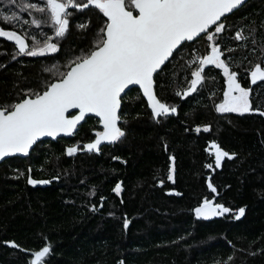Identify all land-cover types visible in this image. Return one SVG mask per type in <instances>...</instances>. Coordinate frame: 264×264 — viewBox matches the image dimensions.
Returning a JSON list of instances; mask_svg holds the SVG:
<instances>
[{
  "label": "trees",
  "instance_id": "trees-1",
  "mask_svg": "<svg viewBox=\"0 0 264 264\" xmlns=\"http://www.w3.org/2000/svg\"><path fill=\"white\" fill-rule=\"evenodd\" d=\"M30 2L46 6L44 0ZM5 6L6 0H0V8ZM69 11L73 15L65 37L53 40L60 47L55 54L14 60V42L0 37V53H6L0 55V103L18 101L28 90L43 91L45 82L56 79L57 69L66 71L64 66L81 50L93 46L106 18L92 6ZM222 21L221 50L235 49L223 58L249 87V61L264 60V0H248ZM82 23L88 27L79 29ZM24 28L54 36L47 25ZM236 31L247 39L234 40ZM207 51L204 39L187 42L155 75L159 99L175 107V114L153 117L140 88L132 87L122 96L125 135L120 140L101 144L98 152L85 150L102 131L99 118L89 115L74 135L42 139L29 155L0 162V264H30L31 253L46 245V264H264V116L259 114L264 81L250 86L252 108L258 111L243 114L216 110L227 85L222 70L212 66L206 67L210 75L199 91L177 96L190 78V57ZM53 65L52 72L45 71ZM212 142L232 157H224L218 168L215 151L209 150ZM76 146L77 152L68 155L67 149ZM170 157L175 158L174 172ZM29 176L49 183L33 186ZM205 197L231 211L196 217L193 209ZM241 208L244 215L237 219Z\"/></svg>",
  "mask_w": 264,
  "mask_h": 264
},
{
  "label": "snow or ice",
  "instance_id": "snow-or-ice-1",
  "mask_svg": "<svg viewBox=\"0 0 264 264\" xmlns=\"http://www.w3.org/2000/svg\"><path fill=\"white\" fill-rule=\"evenodd\" d=\"M46 6L30 0H6V6L0 8V37L14 42L15 51L12 59L18 56L43 57L60 51L55 38L65 37L69 28V17L73 11H84L90 6L98 9L106 18L102 27L96 32L93 46L81 50V54L64 67L66 71L55 73L53 82H45L44 90H28L24 98L12 103H0V160L16 154L27 156L29 150L42 137L63 134L74 135L77 126L88 114L99 118L102 131L95 133L94 142L83 146L88 152L99 151L103 142L114 143L125 135L120 125L121 94L131 85H138L147 98L153 117L175 114L176 108L170 107L157 98L154 91V76L164 70L166 62L173 53L197 38L207 41L208 51L204 55H192L189 59L190 78L183 91L175 94L186 98L199 91L208 78L207 66L222 70L227 88L223 91L222 102L217 104L220 113H247L258 111L252 108L250 96L254 89L243 87L238 81V73L230 70L228 59H222L226 52L235 49L225 46L221 50L220 34L226 30L222 18L241 7L246 0H44ZM11 7L13 10L9 11ZM26 13L31 19L24 18ZM33 13L40 14L39 17ZM49 26L54 32L33 34L24 26L40 29ZM5 26H8L7 28ZM21 30L18 31L17 28ZM86 29L88 25H77ZM236 41L246 40L242 31H236ZM255 43V41H253ZM262 52H264V45ZM255 51V50H253ZM6 53H0L3 55ZM231 59V58H229ZM246 69L250 75V84L258 85L264 81V60L252 64ZM195 66V67H193ZM56 68H46L52 72ZM72 110H78L73 114ZM264 116V111L259 112ZM210 129L204 127L203 131ZM196 132L201 128L197 127ZM78 146L69 147L68 155L77 152ZM209 150L215 151V167H220L224 157L231 159L229 153L212 143ZM171 172H174L175 158ZM212 168V164L207 165ZM29 173L31 169L28 170ZM23 175V173H21ZM173 180L171 174L167 177ZM28 184L35 186L37 181L28 177ZM208 188L216 193V188L209 182ZM114 191L119 194L121 185ZM196 217L209 219L223 216L231 210L214 199L205 197L202 203L193 209ZM244 215L239 209L237 219ZM124 227H128L126 221ZM11 247H19L15 242H4ZM22 251L24 249H21ZM50 247L44 246L31 253L30 264H46Z\"/></svg>",
  "mask_w": 264,
  "mask_h": 264
},
{
  "label": "water",
  "instance_id": "water-1",
  "mask_svg": "<svg viewBox=\"0 0 264 264\" xmlns=\"http://www.w3.org/2000/svg\"><path fill=\"white\" fill-rule=\"evenodd\" d=\"M247 1H248V0H246V2H247ZM246 2H245V3H246ZM245 3H244V4H245ZM244 4H243V5H244ZM243 5H242V6H243ZM239 8H240V7H239ZM234 11H235V10H234ZM154 81H155V83H154V91H155V93H156V95H157V98L159 99L158 94H157V92H156V80H155V76H154ZM132 87H139V86H138V85H131V86H129V88L125 89L124 93L121 94V108H122V104H123L122 96H123V95H124V94H125L130 88H132ZM140 90H141V92H142V94H143L142 89H140ZM145 98H146V97H145ZM146 100H147V98H146ZM72 112H73V114H78V110H72ZM120 112H121V109H120ZM89 115H94V114H88V115L85 116V118H86L87 116H89ZM94 116H95V115H94ZM84 120H85V119H84ZM84 120H83V121H84ZM83 121H81L80 124H81ZM120 122H121V121H120ZM80 124H79V125H80ZM79 125H78V126H79ZM78 126H77V128H78ZM101 126H102V125H101ZM119 126H120V125H119ZM76 130H77V129H76ZM76 130H75V131H76ZM102 130H103V129H102ZM60 136H66V135L61 134V135L57 136L56 138H58V137H60ZM48 138H50V139H56V138H52V137H42V138H40L38 141H40V140H42V139H48ZM38 141H37V142H38ZM37 142H36V143H37ZM103 143H106V142H103ZM103 143H101V144H103ZM212 143H213V142H212ZM34 146H35V144L33 145V147H34ZM33 147H32V148H33ZM32 148L29 150V154H30ZM29 154H28V155H29ZM16 155L25 156V155H23V154H16ZM13 156H14V155H13ZM9 157H10V156H9ZM6 158H8V157H5L4 159H6ZM4 159L0 160V162H2ZM6 242H12V241H6ZM46 246H48V245H46ZM39 249H41V248H39ZM39 249H38V250H39Z\"/></svg>",
  "mask_w": 264,
  "mask_h": 264
},
{
  "label": "flooded vegetation",
  "instance_id": "flooded-vegetation-1",
  "mask_svg": "<svg viewBox=\"0 0 264 264\" xmlns=\"http://www.w3.org/2000/svg\"><path fill=\"white\" fill-rule=\"evenodd\" d=\"M222 19H223V18H222ZM222 58H223V57H222ZM223 59H224V58H223ZM229 66H230V65H229ZM230 70H231V69H230ZM238 81L240 82L239 76H238ZM240 83H241V82H240ZM226 85H227V84H226ZM241 85H242L243 87H246V86H244L242 83H241ZM248 86L250 87L251 84H249ZM226 88H227V87H226ZM246 88H247V87H246ZM221 101H222V100H221ZM221 101H220V102H221ZM220 102H219V103H220Z\"/></svg>",
  "mask_w": 264,
  "mask_h": 264
},
{
  "label": "rangeland",
  "instance_id": "rangeland-1",
  "mask_svg": "<svg viewBox=\"0 0 264 264\" xmlns=\"http://www.w3.org/2000/svg\"><path fill=\"white\" fill-rule=\"evenodd\" d=\"M223 59V58H222ZM222 102V101H221ZM217 203V202H216ZM221 204V203H220ZM223 205V204H222ZM225 206V205H224ZM225 207H227V206H225Z\"/></svg>",
  "mask_w": 264,
  "mask_h": 264
}]
</instances>
